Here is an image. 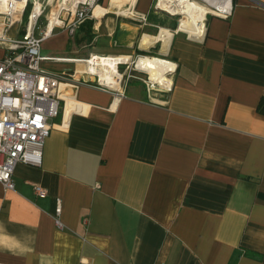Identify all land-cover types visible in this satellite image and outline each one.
Listing matches in <instances>:
<instances>
[{
  "label": "crops",
  "instance_id": "1",
  "mask_svg": "<svg viewBox=\"0 0 264 264\" xmlns=\"http://www.w3.org/2000/svg\"><path fill=\"white\" fill-rule=\"evenodd\" d=\"M155 1L132 7L146 26L116 18L107 36L116 56L173 63L170 92L126 88L114 101L74 78L41 166L19 163L14 188L0 184V264H264V0H233L230 19L209 17L199 39L168 28L167 51L141 46L160 24ZM54 31L44 42L59 49ZM41 55L54 74L81 62Z\"/></svg>",
  "mask_w": 264,
  "mask_h": 264
},
{
  "label": "built area",
  "instance_id": "2",
  "mask_svg": "<svg viewBox=\"0 0 264 264\" xmlns=\"http://www.w3.org/2000/svg\"><path fill=\"white\" fill-rule=\"evenodd\" d=\"M63 1L60 2L57 23L49 30V19L43 28L40 27L39 21L43 17L45 7L51 5L50 1L43 7L40 0H24L21 8H17L16 0H0V49L6 52L0 57V184L5 190L14 188L12 177L19 163L41 166L43 147L52 130V122L60 117L65 107L62 96L66 94V89L75 91L79 86L78 83H68L65 74H54L42 69L43 61L52 60L41 55L42 44L57 28L66 27L69 34L74 35L76 30L92 17L95 7L99 6V0H72L68 6H62ZM28 2L32 4V9L27 27L23 34L17 30V34L12 37L10 32L20 26ZM36 5L38 10L35 12ZM188 6L193 11L197 10L194 19L202 26L197 36H190L179 30ZM152 10L176 20L174 33H183L187 38L199 39L209 17L230 19L233 14V0H156ZM128 15L142 25L147 24L145 14L131 10ZM191 19L193 17H190ZM141 57L145 56H129V61H118V89L103 85L100 81L92 85L89 82L82 83L111 92L114 101L124 97V90L131 78L141 81L148 95L156 91L170 92L172 85L164 87L156 83L159 88H155L149 74L136 68V63ZM130 66H134L130 71L145 74L147 79L131 75ZM123 67L125 70L120 73ZM169 75L170 73L167 77ZM61 85L65 88L61 89ZM34 192L38 197L46 196V192L39 186H34ZM61 212V200L57 198L53 218L59 229L63 228L60 222ZM83 222L86 223V219Z\"/></svg>",
  "mask_w": 264,
  "mask_h": 264
},
{
  "label": "rangeland",
  "instance_id": "3",
  "mask_svg": "<svg viewBox=\"0 0 264 264\" xmlns=\"http://www.w3.org/2000/svg\"><path fill=\"white\" fill-rule=\"evenodd\" d=\"M50 0H40V4H43V7L45 6V3H47ZM60 2L61 0H54L53 3H51L50 6L45 7L44 10V14L43 17L41 18V20L39 21V25L41 28L45 27L47 25V20L49 19V17L51 16V14L54 12V10H56V8L58 6H60ZM110 3V0H109ZM28 4H30V10L29 13L32 9V4L30 2H28ZM102 8H105L107 10H109V14L106 15L104 18H100V19H94L93 20V24L91 26V35L90 37H86L89 40H86L85 43H77V41L75 40V36H70L67 33L66 27L64 28H60V29H56L54 31V36H60L61 34L62 39L58 40L57 43H62L63 47L56 49L57 47L54 45V43H51L50 41H46L43 43V50L41 51V53L43 55H47V54H52L55 57L58 58H54L53 60L59 61L61 59H69V60H81V62H73V63H68L71 65V68H73V70L71 71H64L65 72V78L67 80L68 83H77L78 81H74V78H84V80L87 82H89V84H96L97 82H99L97 75H92L89 74L88 72H86V64L85 61H90L93 59V57H102V58H107V57H119L116 56L115 54L118 53V51L115 50L116 46L114 45L113 40L107 36V34L109 33V29H111V27H113V24L115 23V19L118 18V20H124L125 18L129 19V15H122L119 14L117 10H112L110 9L109 5L104 6V5H100L97 6V10H101ZM96 10V11H97ZM25 13V12H24ZM28 13V16H29ZM28 16L25 20L24 14L22 16V22L20 24V26H18V32L22 33L28 24ZM156 16L158 17V19L160 20V24H157L156 26H158L159 28H170L172 29L173 23L175 22L174 18H171L165 14H160L157 13ZM147 25V24H146ZM145 25V26H146ZM88 27V26H86ZM158 27H148L147 29H149L154 36H157L160 32V29ZM15 29H13L14 31ZM94 30V31H93ZM144 30V29H142ZM146 32H150L148 30H145ZM62 32V33H61ZM95 32V33H94ZM60 33V34H59ZM79 32H77L78 34ZM135 41H138L137 39ZM65 44H67V46L64 48ZM157 47V49L153 50L154 52L158 51L160 45H155V48ZM139 54L134 51L133 52V58H135L136 56H138ZM156 55V54H155ZM146 56V57H156V58H160L158 55L156 56ZM144 56V55H141ZM55 63H62V62H55ZM65 63V62H63ZM67 63V62H66ZM134 66H130L129 67V73H131V75L135 76V78H141V79H147V75L145 74H140L136 71H130L131 69H133ZM125 70V67L120 69V73H123ZM169 78V77H168ZM82 80V79H80ZM85 81H81V82H85ZM124 84V82H123ZM155 84V88H159V85ZM133 87H139L140 90H143L145 88V85L139 81L138 79H129L128 83H127V88L131 89Z\"/></svg>",
  "mask_w": 264,
  "mask_h": 264
},
{
  "label": "bare ground",
  "instance_id": "4",
  "mask_svg": "<svg viewBox=\"0 0 264 264\" xmlns=\"http://www.w3.org/2000/svg\"><path fill=\"white\" fill-rule=\"evenodd\" d=\"M17 8H21L24 0H16ZM53 3L54 0H50ZM72 0H64L62 6H68ZM136 3V0H110V9L117 10L119 14L128 15L132 10V7ZM61 5L54 10V12L49 17L50 24L49 30L57 23V14L59 12ZM38 10V5L35 7V12ZM95 7L93 14L96 17H101L106 9L97 10ZM95 12V13H94ZM197 13V10H192L191 8L186 9L185 18L181 21L179 30L188 33L190 36H197L200 34L202 26L194 19V14ZM190 17L193 19L190 20ZM172 38V32L168 29L161 28L159 34L157 36H150L145 34L141 38V46H149L154 44L155 42H160L162 44V48L164 51L168 50L169 43ZM119 60L129 61L128 56H119V57H93L90 61H85L86 64V72L92 75H97L99 77V81L101 84L106 85L108 87H112L115 89L119 88V73L117 70V64ZM136 68L138 70H142L149 74L150 79L154 83H158L164 87H168L171 85V80L167 77L168 73L174 71L175 66L170 61L156 58V57H141L139 61L136 63ZM117 78V79H116ZM65 88L64 85H61V89ZM66 102H70L72 97L66 92L62 96Z\"/></svg>",
  "mask_w": 264,
  "mask_h": 264
},
{
  "label": "trees",
  "instance_id": "5",
  "mask_svg": "<svg viewBox=\"0 0 264 264\" xmlns=\"http://www.w3.org/2000/svg\"><path fill=\"white\" fill-rule=\"evenodd\" d=\"M29 10H30V4H28L27 5V7H26V10H25V13H24V17H25V20H26V18H27V16H28V13H29ZM92 24H93V20H86L83 24H82V26H83V31L85 32V36H84V39L85 40H89V39H87L88 37H90V35H91V26H92ZM86 26H88V27H86ZM81 28V27H80ZM172 29H176V20H175V22L173 23V26H172ZM90 34V35H89ZM87 37V38H86ZM137 53L139 54V55H144V56H154L153 54H147V53H145V52H143V51H137ZM258 110H259V112L260 113H264V100H262L261 102H260V105H259V108H258Z\"/></svg>",
  "mask_w": 264,
  "mask_h": 264
}]
</instances>
